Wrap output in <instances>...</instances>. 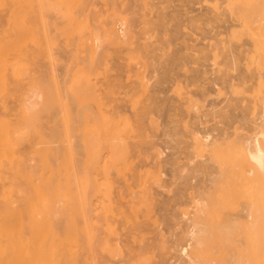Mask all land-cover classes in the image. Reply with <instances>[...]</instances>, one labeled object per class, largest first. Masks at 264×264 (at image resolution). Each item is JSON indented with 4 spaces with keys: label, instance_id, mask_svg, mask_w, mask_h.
<instances>
[{
    "label": "bare ground",
    "instance_id": "bare-ground-1",
    "mask_svg": "<svg viewBox=\"0 0 264 264\" xmlns=\"http://www.w3.org/2000/svg\"><path fill=\"white\" fill-rule=\"evenodd\" d=\"M120 1H122V0H120ZM120 1L118 0V2H120ZM228 1L229 2H228L227 7H229V13L233 14V16L231 14H230V16H232L233 18L235 17L236 21H238L239 23L236 22L234 19H232V20H234V22L239 24L240 27L235 23L239 28H241L240 30L243 29L244 33L246 32V33L250 34L251 42L250 41L247 42L248 44L246 46H249V47L244 46V49H240V47H239V49L238 48L233 49V48H231V46L223 45L225 42H222L220 39L219 40L221 42H219V43H221L222 45L219 44V45H216V47H215L216 42H215V44L214 43L212 44V45H214L215 49L218 48L215 51V53L212 52V54H214L213 55L214 60H217L218 58L220 59L221 55H228L231 53V55L229 56L231 58H229L228 60L225 58L224 59L227 60V62H229V60H230V63H229V67L231 68L230 70H236V72H237L236 75L230 74L231 71L229 73L228 72L229 70L227 71V69H224L225 67L222 68L221 66H219L220 64H222V63H219V62H221V59L218 62L219 65H216L217 62L214 63L212 61L216 65V67L219 66L222 69H220V68L218 69V67H217L218 70L216 72L214 71L215 73L212 71L213 72L212 74L215 76L212 75L213 77H211V79H210L211 82H209V81L208 82L211 85H213V87H214V85L222 84V86H224V84H225L226 85L225 87L226 88L229 87L230 92H232V96H228V95H230L229 91L227 92V90H226V93H224L223 91L221 92L220 89H219L220 91L218 90L217 94H220V95L225 94L226 95L227 102H226V106L224 105L226 107V110H222V109L220 110V108L216 109L217 107H214L216 102L215 101L212 102L213 101L212 100L209 103L210 106H213L212 110L209 111L210 112L209 115H212L211 117H213V118L209 119L207 117L208 116L207 114L199 115L198 113L200 112L199 111V105H200L199 102L200 101L197 100L198 98L195 99L191 95L189 97H187V93H188L186 91L187 89L185 91L183 90L184 92H187L186 93V101L183 102V105L178 107V106H176L177 101L175 102V106H176V109H178V111H179V109H180V111H187V112H189L190 115L193 114L190 112H192V111L195 112L193 114V115H195V117H194L195 121H193L192 124H190L191 122L190 123L184 122L185 124H183V125L185 128L184 127L183 128L185 129V132L184 133L181 132L182 136L179 135L181 137H187V138L190 137L191 138V142H186L188 144L187 145L185 144L186 146H184V148L190 147L197 154L199 152L200 153L203 152L204 154L206 153V155L208 154V160L207 161L205 160L206 163L205 162H203V163L197 162L198 164H201V165H199V166L195 165L196 167L191 168V170H189L188 173H186L183 176L182 175L179 176V178L180 177L183 178L184 182L188 183V182H190V180L192 178L194 179V177H196V175H197L198 181L196 183L193 182L195 184L190 183L191 186L189 188V189H193V192H191L190 197L193 200V203L195 206L194 208H196V210L194 211L195 213L193 212L194 214L192 215V217L187 216L188 219H191V220H189V222L187 220H185L187 218L185 217V214H184L183 217L185 219L183 222L187 221L189 224L187 222L184 223L186 225L183 224L180 231L177 233L175 232L171 239H169V237H167L168 240H165V235L161 237L163 239V241L170 243L166 247V248L170 249L169 252H171V249H177V248L180 249V251H181L178 259L175 260L176 262H171L170 260L172 258L167 257L166 259H167L168 264H176V263H178V264H204V261H202V259L200 258L201 250H198L197 254L191 256L190 251L186 253L185 246H183V245L185 244L187 246H192L193 244H195L198 246V248L200 246H202V244H203L202 242H204L203 241L204 229L206 228V221L204 218L205 217V211H206L205 207H207V203H208L207 200H209L208 198L209 197L212 198V196H214V195H218V198L220 197V199L223 203L226 202L224 206H226V204L228 203L227 200L228 201L230 200L229 196H231L235 199L237 198L238 201H240V199L243 198V199H246L249 203H252V204L247 203L249 205V207L243 208V214H241L240 216L236 215L237 213L234 214L235 212H225V216L223 217L224 218L223 220L220 221L219 220L220 218L217 219L220 221V224H217V225H219L218 226L219 231H220V229H222L220 231L221 236L219 237L220 239L222 237V239L221 240L219 239V240L221 242H223L222 240L226 239L225 240L226 242L224 245L226 246L228 244L230 246V248H229V246H226V247H228V249H230V252L225 246L223 248V244H221L222 246L218 244V246H219V248L221 247L222 249L226 248L225 250H227V252L231 255V256L226 255L228 257V260H226L227 258L225 257L222 264H256L255 263L256 261L254 262L253 260H250V258H248V256L245 254H244L245 255L244 258H242V257H241L242 259L238 258V255L236 254V252L234 251V248H233L234 246H236L237 240H234L232 237V234H230V233H232L234 231V229H237L239 226L244 228V230H243L244 232H246L245 229L247 230L248 228L250 229L249 231H252V226L253 225L255 226V224L257 223V222L255 223V219H254L255 206L257 207L259 205L258 203H260L263 205L262 209L264 210V0H261V1L259 0V3L256 4V7H254L255 4L252 5V4L248 3L249 0H228ZM109 2L112 3L114 6L115 2H117V0H109ZM109 2H107V3H109ZM152 2H154V1H152ZM169 3H171V1H169ZM225 3H227V1ZM48 4L49 3L47 0H0V26H1V28H4V30L2 29V31L0 32V95L3 94V95H1L3 98L0 96V99H2V100H0V182L2 181V184H0V186L2 185L0 187L1 188L0 189V194H1L0 195V264H113L114 260H112V261L109 260V258L111 256H112V259H114L113 257H117L118 259H120L121 262L125 261V264H130V260L135 259V258H138V260L141 261V263H143L144 259L146 260L147 258H151V257H149V255L153 254L149 249L157 248L158 244H152L151 243L150 245H148V244L147 245L146 244L141 245L140 244L141 241L137 240V241H139L138 242L139 246L137 244L138 248H137V246H135V247L133 246L131 249L127 250L126 245L125 246L120 245L121 243H119V245L124 248V249H122V247H120V248L115 247V245L117 243L116 244L111 243L112 242L111 236L115 235L119 228L117 229V225L115 226V222L113 221L116 219V218L114 219V214H113V209L115 207V206H113L115 203L114 202L115 197L113 196L114 195L113 194L114 193V190H113L114 184L112 185L109 180H111L110 178H111V175L113 173L119 174V172H121L123 168H125V167L129 168V167H131L130 166L131 164L135 163L136 159L133 158V160H135V161L132 160V157H134L133 152L134 153H135V151L138 152V156L140 158L141 157H145L144 159L148 158L149 155H147V154L149 153V151L144 148V146H146V144L144 145V142L147 143L146 141H147V139H149L148 138L149 135L146 132V134L148 136H147L146 141H145L144 136L146 137V134L143 132L145 134L143 136V134H141L142 132L141 133L139 132V130L141 128L140 123L144 119V117L149 116L150 124L157 126V127H160L157 124V123H159V120H158L159 118H156V115H159L158 117H162L163 115L155 114L156 112L158 113V111H159V110L156 111V109H155L156 105L155 104H156V102L159 101V99H158V101H156L157 96L159 98L162 93H166L165 88L163 89L164 86L162 84L164 82H167L166 80H168L167 78H169V76H167V77H165V76L169 75L168 73L170 70H168L169 68L167 67L166 64L162 65V68H163L162 70L159 67H158L159 68L158 69L155 66V64H153V61L156 58L154 57L155 59H153V61L151 62L150 61L151 58L149 57V54H148L149 51L147 52V50H146V52H147L146 54H148L149 60L148 61L146 60L145 63H143V64L148 68L149 67L153 68L152 71H149V72H152L151 78L153 77L154 74L159 75V78H157L158 79L157 81L159 84L156 85L158 87V90L155 91V89H154L153 90L154 92L150 94V98H149V99H151V101H149V104H150V102L153 104H150L147 106V105H145V101H143V103H141L138 100V99H141V97L140 98L137 97V99H135L134 97H136V96H134L133 94L132 95L134 97L130 96V99H126V98L124 99V100H126V102H127V100L129 102H131L132 105H129V108H130V106H133L131 109H133L132 111L134 112V115H135L134 118L138 123L136 125V127L133 126V124H132L133 122L130 123V121H132L129 118L130 116L128 117L124 113V111H126V110H124V107L127 106L126 102H125V104H120V105L117 104V106L114 105L115 107L113 106V108H111L113 110L112 111L110 110V112H111V113H109L110 116H106V115L102 116L100 114L101 113L103 114V112L101 110H99V111H101L99 114V111H97V109L94 108L96 110L95 111L93 109L94 112H97L100 115V116H98V115L96 116L97 117L96 121L98 123L103 124V126H104L103 128H101L100 132L95 133L93 131V128H91V126H90V122H94V121H91V119L93 118L92 115L93 114L95 115V113L92 110L93 104L92 105H86V106H91V108L86 107V106L80 108L79 104L81 102L79 100L83 101V99H84V101H86L85 97H86L87 93H89V92L92 93V90H93V92H96L97 89H99V88H97L95 91V87L92 86L90 82L91 81L93 82V78H95V79L98 78L99 75L97 76V74H100V73L97 70V66L99 63H101V61H103L102 65H104V63L106 65H108V61H106V59H107L106 57H108V55L105 56V54L103 53L104 51H103L102 54H104L103 56H105V58H103V59H102V57L98 58L100 60H97L98 62L96 61L98 63L97 64L95 62V59H92L91 56L86 55L85 57L83 56L84 58L82 56H80V54L83 52L80 53L78 48H73L71 51L68 50L69 52L66 49H63L62 53L60 54L61 57L59 58V61L61 60L63 65L61 62H59V63H61V67L59 66V63H57V64H58L59 68L61 69L60 73H61L62 77L63 76L65 77L66 74H68V76H66L67 79H69V78L71 79V80L70 79L64 80L63 79L64 77L63 78L59 77L60 79H58L57 78L58 74L56 76V74L50 73V72H55L54 69H56V68L55 67L52 68V67L56 66L57 64L55 65V63H54L55 60L53 61L54 57L52 58V56H53L51 53L52 50L50 52L51 45H50V47H49V45L48 46H46V45L48 42L50 43L52 41V39L61 38L60 35L67 34L68 32L77 31V30H79V28H80V30H82L86 24L89 26L91 23L90 21H92V20H93V22L91 23L90 27L95 25V27L93 26L94 30L101 32L102 36L105 38L106 42L109 45L115 44L113 46H116V45L122 46V45L126 44V40H128V41H130V46L135 45V44L137 46V43H139V42H135V44H134V41H133L134 35H132L130 33L131 32L130 30L127 31L128 30L127 27H129L130 25L126 26L127 30L124 28L126 31L123 29V31L121 33L117 31L118 30L117 26L115 28V22H114L115 20L113 19V17H115V19H117V20H120L119 18H117L119 13L116 12V7H113L115 10L113 13L112 12L110 13V11H109L110 14L105 15V13L103 12V14L106 17V19H102V20H104L103 22H102V20L100 21V19L103 16V15H101L102 13L100 14L95 9H94L95 11L92 9V13H90V15L88 13V10L86 9L87 13L90 17H91V15L92 16L94 15V16H93V18L91 17L92 19L89 17L87 18L89 22L85 21L86 20L85 18L87 17V13H85L86 11L84 9L82 10V7H81L80 9L82 11L80 10L81 11L80 12L78 9L77 12L75 11L76 12L75 14H77L76 16H78V18H79V16H82V18L84 19V21H83L84 23L80 22L83 20L81 17L80 18L82 20H79L76 16H73V17H76V18H73L74 20L70 21L71 20L70 18H68L69 20H66V25L70 27V29L66 30L65 28H63V26H61V25L65 24L64 23L65 21L64 22L62 20L58 21L57 16L54 15L55 12L53 10H52L53 17H48L51 15V12L49 11V9L52 8ZM71 4H73V1L71 2ZM120 4H122V3H120ZM155 4H156V2H155ZM166 4H168V2ZM130 5L132 6V4H130ZM156 5L154 7H156ZM245 5H247V6H245ZM5 6L8 7V9H7L8 11L6 10L8 13L7 16H5V15L3 16V14H2V9H3V7L5 9ZM87 6H89V5H87ZM87 6L85 5L84 8H86ZM92 6H94V8H95L96 5H92ZM147 6H150V5H147ZM223 6H222V8H223ZM143 7H144V5H143ZM168 7H170V6H168ZM227 7L224 6V9H226ZM134 8H136V6H134ZM138 9H140V8H138ZM157 9H159V8H157ZM188 9H190V8H188ZM227 9H226V11H227L226 14H228ZM100 10L102 11V9H100ZM122 10H121V12H122ZM128 10H130V9H128ZM140 10L142 11V9H140ZM143 10H146V7L143 8ZM162 10H164V9L162 8ZM48 11H49V13H47ZM93 11H94V13H93ZM111 11H113V10H111ZM131 11H133V14H134V11H136V10L132 9ZM141 11H138V12H141ZM151 11H154V10H151ZM161 11H159V12L161 13ZM189 11H191V10H189ZM106 12H108V11H106ZM148 12H149V10H148ZM155 12H157V11H155ZM165 12H164V14H165ZM150 13L151 12H149V14ZM185 13H187V12H185ZM125 14H127V13L124 12V16H125ZM128 14H130V11ZM144 14H145V11H144ZM149 14H148V16H147V14L144 15L145 19L150 17ZM162 14H163V12H162ZM84 15H86V16L84 17ZM138 15H140V14H138ZM218 15H220V14H218ZM100 16H101V18H100ZM134 16H135V14H134ZM166 16H168V15H165V18H167ZM224 16H223L224 19L226 17H229V15L226 16L225 13H224ZM161 17H164V16L161 15ZM49 18H50V21H49ZM54 18H55V20L56 19L57 20L54 21ZM172 18H175V16ZM125 19L128 22L129 19H127V18H125ZM134 19H132V20L134 21ZM137 19H140V18L138 17ZM145 19H144V21H145ZM149 19H151V18H149ZM149 19H148V21H150ZM214 19H216V18L214 17ZM218 20H220V19H218ZM60 21L62 24L59 23ZM138 21H136L135 23H137ZM141 21H143V20H141ZM146 21H147V19H146ZM5 22H6V25H3V23L5 24ZM104 22H106V24H104ZM234 22H232V23H234ZM7 23H8V27H7ZM156 23H157V21H156ZM159 23H160V21H159ZM225 23H227V22H225ZM228 23H230V22H228ZM52 24H53V27H51ZM128 24H131V23H128ZM162 24H163V22H162ZM2 25H3V27H2ZM58 25H60V26H58ZM87 25L85 27H88ZM106 25L108 28L106 27ZM143 25H145V24H143ZM148 25L150 26V24H148ZM229 25H231V23ZM81 26H82V29H81ZM165 26H166V24H165ZM231 26H228V28L230 29ZM49 27H51L52 29L49 30ZM61 27L63 29H61ZM90 27H88V28L90 30H92V27L91 28ZM137 27L135 26V28H137ZM139 27L141 28V26H139ZM162 27L163 26H161V23H160V28H162ZM131 28L133 29V27H131ZM135 28H134V30H135ZM146 28H147V25H146ZM146 28H144V29L147 30ZM156 28H157V26H156ZM234 28H235V26H234ZM234 28H231V31H232V29L234 30ZM53 29H54V32H52ZM158 29H159V27H158ZM229 29H227L228 33H229ZM140 30H142V29H140ZM149 30H151V29H149ZM167 30H165V31H167ZM177 30H179V27ZM177 30H175V32H177ZM236 30H237V28H236ZM151 31H155V30H151ZM160 31H162V30H160ZM165 31H162V32H165ZM127 32H129L130 34ZM55 33H57V34H55ZM232 33L234 35L235 32H231V34ZM239 33H240V31H239ZM239 33L238 34L236 33L233 36L236 38L237 42L241 41V39H242L241 38L242 36L240 37V35H242V34L239 35ZM241 33H242V31H241ZM142 34H143V31H142ZM156 34L157 33L155 32V35ZM231 34L227 35V39H228V36ZM130 35H132L131 38H130ZM136 35H139V34H137V31L135 33V36ZM151 35H154V33L153 34L151 33ZM155 35L152 37H155ZM161 35H163V34L159 33V36H161ZM174 35L176 36V34H174ZM233 37H232V39H233ZM140 38L142 39V36ZM148 38H149V36H148ZM162 38H163V36H162ZM135 39H136V37H135ZM176 39H178V38H176ZM232 39L230 37V41L233 42L234 39L233 40ZM155 40H157V38H155ZM162 40H164V39H162ZM162 40H160V42H159L160 45H161V42H163ZM166 40H168V39H166ZM222 40H223V38H222ZM136 41H138V40H136ZM158 41H159V39L157 40L156 43H158ZM223 41H225V40H223ZM230 41H229V43H230ZM132 42H133V44H132ZM170 42H171V40H170ZM232 42H231V44H232ZM164 43H165V41L162 44H164ZM142 44L143 43H141V46H142ZM166 44H167V41H166ZM157 45L158 44H156V46ZM168 45H169V43H168ZM117 46H116V48H117ZM138 46H137V48H132V49H136L133 51H135L137 53V50H139L140 53L141 52L143 53V51L141 49L143 48V50H144L145 47L140 48L141 46L140 47H138ZM235 46H237V45H235ZM241 47H243V46H241ZM13 48L15 50L14 53L17 51L15 54L13 53V50H12ZM146 48L149 49L148 46ZM162 48H164V47H162ZM187 48L189 49V47H187ZM208 48L209 47H207V49ZM212 48H213V46H212ZM75 49H77L78 52ZM153 49H154V47L152 48V50ZM214 50L212 49V51H214ZM139 51H138V53H139ZM155 52H156V50H155ZM70 53H72V54H70ZM108 53L106 52V54H108ZM156 53L158 54V52H156ZM208 53H211V52H208ZM208 53H206V55ZM152 54L153 53H150V56H152ZM166 54H164V56ZM175 54H177V53H175ZM178 54H179V52H178ZM11 55H13V56L11 57ZM138 55H140V54H138ZM100 56H102V55H100ZM154 56H156V55H154ZM158 56H159V54H158ZM158 56H156V57L158 58ZM168 56H169V53H168ZM133 57H136V56L134 55ZM139 57H141V55ZM142 57H143V54H142ZM208 57L210 59V55ZM208 57L206 60H209ZM144 58H146V57H144ZM152 58H153V56H152ZM159 58H161V56ZM175 58H176V56H174L173 59H175ZM177 58H179V57H177ZM110 59H112V56ZM128 59L130 60L132 58L128 57ZM47 60H48V62H47ZM107 60H109V59H107ZM156 60H155V63H156ZM169 60H171L170 56H169ZM206 60L204 59L205 62H206ZM86 61H88V62L86 63ZM159 61H158V63H159ZM162 61H163V59H162ZM185 61H187V60H185ZM209 61H207V62H209ZM94 62L96 63L97 66H94L95 65ZM146 62H147V64H146ZM193 62H194V60H193ZM196 62H197V60H196ZM72 63H73V65L71 66L70 64H72ZM158 63H157V66H158ZM173 63L174 62H172V64ZM177 63L179 64V61H177ZM184 63L185 62H183V64ZM227 65H228V63H227ZM243 65H244V68H243L244 70L242 69ZM58 66H56V67H58ZM76 66H78V67L81 66L85 69L87 68V70L88 69L92 70L91 69V66H92L94 68L92 73H94V70H97V72H95V74H94L97 77L96 76L94 77L93 75L92 76L88 75L89 77L91 76V78L89 80V77L86 75V74H90L89 71L82 68L83 72L84 71L85 72L82 73V75H81V73L78 72L81 70V68L76 71V69H75V68H77ZM168 66H169V64H168ZM170 66H171V64H170ZM47 67H49V68H47ZM88 67H90V68H88ZM98 67L102 68L101 65ZM106 67H107V69L109 68L108 66H106ZM113 67L114 66H112L111 68H113ZM187 67L188 66H186V68ZM212 67H214V66H212ZM46 68L49 71L45 70ZM59 68L57 70H60ZM101 68H100V70H103L104 73H106L105 72L106 69H104L105 67H103L102 69ZM176 68H177V65H176ZM206 68H208V67H206ZM206 68H205V70H203V68H202L199 71L203 74H204V72L208 73V70H206ZM209 68H211V66H209ZM114 69H115V67H114ZM178 69H179V66H178ZM196 69H197V67H196ZM180 70H181V68H180ZM188 70H186V71L189 72ZM213 70H216V69H213ZM38 71L43 72L41 74L44 77L52 76V81H51V78H49L50 79L49 81H51V84H48V85H52L51 87L54 88V91L52 88H50L53 92H55L53 94L55 96H53L51 94L53 99L50 98L51 96L49 95L50 93H52V91L50 93L45 92V95H44V91H46V90H44V87L48 86L47 84H45V83H47L45 80H41L44 83V84L42 83L43 85L41 84V81L39 82L38 80H36L37 81L36 82L35 79L32 80L33 78H35L36 74L39 75L40 72H38ZM73 71H76L78 73L73 72ZM112 71H113V69H112ZM199 71H197V72H199ZM32 72H34V73L36 72V74H33V76H32ZM146 72H147V70H146ZM190 72H191V70H190ZM194 72H196V71H194ZM55 73H58V71ZM60 73H59V75H60ZM69 73L74 74L75 77L76 76L79 77V75H81V76H83V78L85 76V78L84 79L78 78L79 80H77V77H76V79H73L74 76L73 77L70 76ZM101 73H102V71H101ZM110 73H112V72H109L108 74H110ZM175 73H176V71H175ZM175 73H174L173 78H171V79L177 81V77L175 76ZM63 74H65V75H63ZM188 74H190V73H188ZM171 75H172V73H171ZM176 75H178V74H176ZM191 75H193V73ZM104 76H106V75H104ZM206 76L207 77H205V80H206V78H208V75H206ZM86 77L88 78L87 80H85ZM110 77H111V75L109 76V79H110ZM174 77H176V78H174ZM191 77L185 73V79L180 78L178 83H176L180 87H178L176 85L177 87L175 86L176 88H174L176 90V92H175L176 94L179 91H180V93H178L179 96H180V94L182 96L185 94L184 92H183L184 94L181 93L184 85H180L181 84L180 82H184L185 87H187L186 82H188V80L190 82L191 80H193L195 78V76H191ZM154 78H155V76H154ZM154 78H153V80H154ZM178 78H179V76H178ZM198 78H199V76H198ZM80 79H82V80H80ZM105 79H106V77H105ZM107 79H108V77H107ZM201 79H202V77H201ZM203 79H204V77H203ZM110 80H112V77ZM33 81H35V83H32ZM82 81H84V82H82ZM86 81H90V82H86ZM106 81H109V80H105L104 82H106ZM251 81H253V83H250ZM27 82H28V84L30 82V83L36 84V85L35 86L33 85V87H35V88L32 87L30 92L25 91L27 93L24 92L26 95L24 94L25 96L22 98L21 96L18 95V93L21 91L23 86L27 85ZM52 82L54 84H52ZM111 82H113V80ZM193 82H195V81H193ZM77 83H79L78 84L79 86L77 85ZM84 83H85V85L88 84L87 86L91 85V86H89L90 89H89V87H87L89 89V90L87 89L89 92H86V94L83 90V89H86L85 88L86 86L83 85ZM96 83L97 82L95 81L94 84L97 85ZM146 83H148V82L142 81L140 83V86H142V88L144 89V91H142V92H145V91L149 92V85ZM37 84H39V85L37 86ZM108 84H109V82H108ZM108 84H106V86ZM112 84H114V83H112ZM116 84H117V82H116ZM210 84L208 85V87L212 88V86H210ZM118 85H113V86L114 87L116 86V88H117ZM196 85H198V82ZM201 85H202V83L199 84L200 87H201ZM75 86L77 88H75ZM80 86H82V87H80ZM83 86H85V87L83 88ZM108 86H110L112 88V85H108ZM156 86L154 88H157ZM42 87H43V89H42L43 91L41 90ZM78 87H80L81 89L83 88L82 90H83V93L85 95L82 94L84 96V97L82 96L83 97L82 99H79V97L81 98V96L78 94H81L82 90ZM91 87L94 89H92ZM114 87L112 89L116 90V88L114 89ZM168 87L166 86V90L169 89ZM190 87H191V85H190ZM107 88L108 87H106V91H107ZM142 88L140 87V89H142ZM177 88H179V89L181 88V89L177 92V90H178ZM47 89H48V87H47ZM77 89H78V91H80L79 93H77L78 91L76 92L77 93L76 96H78V98L76 97V99H74L75 94L69 96L70 93L72 94V92L77 90ZM151 89H153L152 86H151ZM213 89H215V88H213ZM100 90H102V89L100 88ZM100 90H98V92ZM109 90L110 89H108V91ZM171 90H172V88H171ZM41 91L43 92V94L41 93ZM106 91L105 90H104V92L102 91L103 94L106 93V94H104L106 96V98L108 97V99H111L110 96L116 94L118 90L116 92L114 91L115 93L112 90L109 91L110 96H107L109 94H107L108 91L107 92ZM203 91H204V93L201 96V100L204 98V101L207 100V98L211 97V95H213L214 93L217 92L215 90L216 92L211 94L213 90L208 89V88H206ZM150 92H152V91L150 90ZM46 93L47 94L49 93V94L46 95ZM73 93H75V92H73ZM125 93H127V94H125V96L126 95L129 96V92H125ZM196 93L197 92L195 91V94ZM67 94H68V98H69L70 102L67 100ZM89 94H87V97H89L93 94L95 101H96V99H97L95 97L96 94H94V93H92L90 95ZM145 94L141 93V95H144L146 97ZM234 94H236L238 97L233 96ZM247 94H250V95L253 94L254 95L253 99L246 97ZM17 95H18V97H17ZM43 95L46 97H43ZM99 95H101V94L98 93V96H97L98 98H99ZM188 95H189V93H188ZM47 96H48V98H47ZM54 97H55V100H54ZM70 97H72V98H70ZM114 97L112 96V98H114ZM217 97H218V95H217ZM15 98H18V99H16L17 104H15L16 102H14V104L12 103V101H14ZM94 98L92 99L93 101L91 100L93 103H95L94 106L97 107L96 106L97 104H98V106H101V102H99V100H101V98L97 99L98 100L97 102H99V103L95 102ZM103 98H105V97H103ZM163 98H165V97H163ZM77 99H79V100H77ZM108 99H106V101L103 99V101L105 103H110L111 101H109ZM115 99H112V100H115ZM169 99H171V98H169ZM142 100H145V99L143 98ZM147 100H148V98H147ZM78 101L80 103H78ZM84 101H83V103H84ZM87 101H90V100H87ZM166 101H167V99H166ZM112 102L110 103V105H112ZM161 102H160V104H161ZM168 102H169V100H168ZM83 103H81V106ZM105 103L102 102V105L104 104L107 106V104H105ZM200 103H202V102H200ZM11 104H13L14 106ZM158 104H157V107H159ZM162 104H165V103L163 102ZM110 105H109V107H111ZM170 105H171V103H170ZM172 105H174V104L172 103ZM170 107H173V106H170ZM223 107H221V108H223ZM169 109H167V110H169ZM208 109H209V107H208ZM86 110L90 111V113L88 115H84V112ZM104 110H108V106H107V109H104ZM154 110H155V113L153 112ZM91 111L93 112L92 114H91ZM174 111H176V110H174ZM108 112H106L107 115H108ZM159 112L161 113V111H159ZM166 112H168V111H166ZM179 112H176V113L179 114ZM174 113L175 112H173V115H174L173 117L175 118ZM151 114H152V116H150ZM165 114H167V113H165ZM168 115H169V113H168ZM180 115H181V113H180ZM185 115H183V116H185ZM49 117H51V118H49ZM166 117H167V115H166ZM170 117H172V115ZM219 118L221 120H218ZM182 119H185V118L183 117ZM92 120H94V119H92ZM174 120L175 119H173V121ZM191 120H192V118H191ZM143 121H145V119ZM166 121H168V120H166ZM142 123H144V122H142ZM210 123H213V124H211L209 126ZM165 124H167V123H165ZM203 124H204V128L202 127ZM222 124H223V126H220ZM170 126H171V124H170ZM46 127L51 128L52 132H49L50 134H48V135H49V137L51 136V138L52 137L54 138V140H52V142H50L51 138H49V137L47 138L48 135L46 134V131L48 132L49 130H46ZM178 128H179V126H178ZM180 128H182V127H180ZM152 129H154V128H152ZM117 132L121 133V136H119L118 138L113 136ZM153 133L155 136L154 131H153ZM33 136H37V138H41V140H47L48 139L47 141H49V143H52V144L55 143V141H58L57 145H55V146L52 144H51L52 146L51 145L49 146V143L46 142V144H48V146H46L44 149H47V151L46 150H45V152L42 151L41 155L43 157L41 155H39V157L41 159L40 163H42V166H39L37 164H31V161L29 162V159H28V157H30L31 154H28V152L26 154H24L23 152L22 153L20 152L22 150L21 144L23 142L25 144L26 142H28L26 140H30ZM162 136H163V134H162ZM160 137H161V135H160ZM152 138H150V139H152ZM157 138H158V134H157ZM169 138H170V135H169ZM177 138H179V137H177ZM187 138H185V140H187ZM102 140L105 141L104 148L107 149V154L105 157L99 159V157L98 156L96 157V155L92 152L93 151L92 148L97 145L95 143L101 142ZM153 141H154V139H153ZM156 142H159V140ZM156 142H152L151 147L155 148L157 145L159 146V144H161V142L159 144H157ZM164 142L162 143V145H164ZM181 142L183 143V139ZM169 143H170V141H169ZM24 144H23V146H24ZM30 145H32V144H30ZM170 145H171V143H170ZM18 146H19V148H18ZM20 146H21V148H20ZM147 146L150 147L149 145H147ZM180 146H178V147H180ZM28 147H32V146L28 145ZM144 149L146 151H144ZM149 149H151V148H149ZM173 149L172 150L170 149V151H173ZM180 149H182V147ZM48 150L50 151V153L48 152ZM19 152H20V154H19ZM38 152H40V150L37 151V154H39ZM47 152L49 155L46 154ZM152 152H153V154L157 152L156 155L154 154L155 156L162 155L161 150L160 149L158 150V148L156 149V151L154 150ZM178 152L180 154H183L185 151L182 152V151L178 150ZM178 152L176 151L177 154H179ZM43 153H45V155H43ZM51 154H52V156H50ZM185 154L189 155L190 152H188V153L185 152ZM26 155H27V157H26ZM47 155H48V157L50 156V158L52 157V159H51L52 162H51V160L49 162L50 158H48V157L45 158ZM154 155H151V156L155 157ZM171 155H173V154H171ZM23 156L26 158H24ZM168 156L169 155L167 154V157ZM41 157L43 159H47V160H43V162H42ZM155 159H156V157H155ZM153 160L154 159H152V161ZM192 160L194 161V159H192ZM37 161L39 162V160H37ZM132 161H133V163H132ZM146 161L148 162L149 160H146ZM157 161H159V160H157ZM166 161L169 162L171 160L169 159ZM38 162H36V163H38ZM140 162H142V161H140ZM163 162L164 161H161V164ZM40 163H38V164H40ZM165 163L166 162H164L163 164H165ZM169 163H167V164H169ZM152 164H155V163L153 162ZM140 165H142V164H140ZM140 165H136V166H140ZM158 165H159V163H158ZM162 165H161V167H162ZM175 165H176V163H175ZM166 166H164L163 168H165ZM161 167H159V168H161ZM168 167H170V166H168ZM138 168L140 169V167H138ZM159 168H158V170H159ZM165 169H164V171H165ZM96 170H101L100 174L103 175V177L101 176V178H104L106 180L105 183H103L104 184L103 187L99 183V178L95 177L96 176L95 175ZM154 170H155V168H154ZM142 171H143V169H142ZM142 171L141 172L139 171L136 174L134 173V180L136 179L135 182L138 183V186H140V188H142V190L140 193L135 192V191L132 192L134 195H136V197H139L140 200H143L142 194H145V190H146L145 188L147 187L146 184L147 183L153 184L154 181L156 180L155 179L156 173L154 174V172L150 173V172H144V171L142 172ZM174 171H175V169H174ZM157 172H159V171H157ZM47 173H48V175H47ZM168 174L171 175L170 173H168ZM49 175H50V177H49ZM199 175H202V176L199 177ZM46 176H48V177H46ZM149 176L150 177L155 176V177H154V179L151 178V180H150ZM197 177H196V179H197ZM169 179H170V177H169ZM181 180H180V182H181ZM156 181H158V180H156ZM101 183H102V181H101ZM132 184H134V182ZM188 185H189V183L187 185H185V187ZM138 186H136V188ZM144 186H145V188H144ZM149 186H150V184H149ZM130 188H131V186H130ZM175 190H177V189H175ZM185 190H186V188H185ZM99 191L103 192V196L105 197V201H106L105 203H103V205H104L103 209H105L104 216L103 215L95 216L97 214H94V212H96L95 209H97V208H95L97 205H96V201L94 200V196H96V193H98ZM188 193H189V191H188ZM176 194H177V192H176ZM176 194H174V196ZM122 195H123V193L120 194V196H122ZM185 195H186V197H188L187 194H185ZM178 196H180V194ZM225 198H229V199H225ZM238 198H240V199H238ZM230 201H229V203H230ZM236 201H235V203H236ZM190 202L192 203V201H190ZM218 202H220V201H218ZM144 203L145 202H143V204ZM232 203H234V202H231V204ZM242 203H244V202H242ZM239 204H241V203H239ZM224 206L221 205V207L223 209H224ZM235 207H237V206H235ZM227 208H230V207H227ZM227 208L225 210H227ZM149 210L150 209L147 208L145 211H149ZM207 210H210V209H208V207H207ZM223 211L224 210H222V212ZM214 213H215V211H214ZM263 214H264V212H263ZM126 215L123 216L124 221H123V218L120 221L124 222L123 224H125V225H128V224H131V225H128L127 227L125 225L121 226L122 223L120 221L116 220L118 223L121 224V225L119 224V226H121L123 228L125 227L127 229L129 228L128 230L131 233H133L134 230L138 231V229H140L141 223H143V222L140 221L141 223H138L139 220H137V216H135L134 217L135 220L131 219L133 221V223H131L130 222L131 217H128V214H126ZM97 217H100L101 219H99ZM257 217H259V216H257ZM150 219H152V216L150 217ZM256 221H258V219ZM153 222H156V221H153ZM256 225H258V224H256ZM130 226H131L132 230L130 229ZM253 228L256 229V227H253ZM254 232H255V230H254ZM250 233L251 232H249L248 235H250ZM101 234L103 236V239L100 238V237H102ZM169 234L171 235L170 230H169ZM172 234H173V232H172ZM104 235H106V236H104ZM250 237H252V236H250ZM250 237L248 236L249 239H250ZM244 241H245V239H244ZM121 242H123V240H121ZM228 242H232L234 244V246L232 245L233 250H232L231 245H230L232 243L229 244ZM162 245L164 246V244H162ZM162 245H159V246L162 248ZM181 245H182V248H180ZM160 247H159V249H160ZM205 250H207V248ZM259 250L262 251V255H264L263 254L264 248L259 246ZM195 251H197V250H195ZM223 251L224 250L221 251V253H222L221 256H224L223 253H225V252H223ZM232 251H234V252H232ZM132 252H134V255H131ZM231 252L234 254H232ZM237 252H239V251H237ZM144 255H146L148 257L145 256V258H143ZM232 255L234 256V258L232 257ZM235 255H237V256H235ZM240 255H241V253H240ZM102 256L104 257V259ZM151 256L154 257V255H151ZM107 257H109V258L107 259ZM204 258H206V257H204ZM262 258H264V257H262ZM220 260L222 261V258ZM146 261H148V259ZM262 261H263L262 264H264V260H262ZM114 262H116V261H114ZM141 263H139V264H141ZM219 263L220 262H218V264ZM131 264H137V263L135 261H133V262H131ZM148 264H149V261H148Z\"/></svg>",
    "mask_w": 264,
    "mask_h": 264
},
{
    "label": "rangeland",
    "instance_id": "rangeland-1",
    "mask_svg": "<svg viewBox=\"0 0 264 264\" xmlns=\"http://www.w3.org/2000/svg\"><path fill=\"white\" fill-rule=\"evenodd\" d=\"M48 1V5L50 6V7H52L51 9H49V11L51 12V15L50 16H48V17H53V15H52V10L56 13H54V15H56L57 16V19H58V21L59 20H62L65 24L64 25H61V26H63V28H65L66 30H68V29H70V27L69 26H67L66 25V20H69L68 18H70L71 20L70 21H72V20H74L73 18H78V16H76L77 14H75L77 11H78V9H79V11L81 10L80 8L82 7V10L84 9L86 12L85 13H87V10H88V13H89V15H90V13H92V9L94 10H97L101 15H103L102 16V18H101V16H100V21L102 20V19H106V17H105V15L106 14H110L111 12L113 13L115 10H114V8L113 7H116V12L117 13H119L118 14V16H117V18H119L120 20H117V19H115V17H113V19L115 20L114 22H115V28H116V26H117V31L118 32H122L123 31V29L125 28L126 29V26H128V25H130L129 27H127V31H131L130 33L132 34V35H134V44H135V42H139V43H137V46L138 47H140L141 46V43H143L142 44V46L140 47V48H142V47H145L144 48V50H143V48L141 49L142 51H143V53L141 52L140 53V51L139 50H137V53H138V51H139V53L138 54H140L141 55V57H139L140 55H138L135 51H133V50H136V49H132V48H137V46H136V44L135 45H132V46H130V41H128V40H126V44H124V45H122V46H117V48H116V46H113V45H115V44H112V45H109L107 42H106V40H105V38L102 36V33L101 32H99V31H95L94 30V27H95V25H93V26H91L92 27V30H90L88 27H90V25H91V23L93 22V20L92 21H90L91 23H90V25L88 26L87 24V26L88 27H83V29H82V26H81V29L82 30H80V28H79V30H77V31H74V32H68L67 34H64V35H60L61 36V38H58V39H52V41L48 44L47 43V45L46 46H48L49 45V47H50V45H51V48H50V52H51V50H52V58L54 57V59H53V61L55 60V65L57 64V63H59V62H61L62 63V61L60 60L59 61V58L61 57L60 56V54L62 53V51H63V49H66L67 51L68 50H72L73 48H78L79 49V52L81 53V52H83V53H79L80 54V56H91L92 57V59H95V62L97 61V60H100V59H98V58H101L102 57V59L103 58H105V56L106 55H108V57H106L107 59H109V60H107L106 59V61H108V65H106L105 63H104V65H102V63H103V61H101V63H97L98 64V66H102V68L103 67H105L104 69H106V73H104V71L103 70H100V68L101 67H98L97 65H96V63H95V65L94 66H97V70L99 71V73L100 74H97V76H98V78L97 79H95V78H93V82L91 81H86V82H90L91 83V85L92 86H94L95 87V91H96V89L97 88H99V89H97V91L96 92H93V90H92V93H94V94H96L95 95V97L97 98V99H100L101 98V100H99V102H101V106H98V104L96 105L97 107H95L94 106V104L95 103H93L92 101V99L94 98V95L92 94V93H90L88 90L90 89V87L89 86H91V85H89V86H87V85H85V83L83 84V85H85V86H83V88L85 87L86 89H83L84 90V92H85V94H86V92H89L90 94H92L91 96H89L90 94L89 93H87V94H89L88 96L89 97H87V94H86V97H85V99H86V101L87 100H90V101H84V99H83V101H84V103H83V101H81V100H79V99H82L84 96L82 95V94H84L83 93V90L80 88V87H82V86H80V87H78V88H80L82 91V93L81 94H78V95H80L81 96V98L79 97V99H77V100H79L81 103H83L82 104V106H81V103L78 101V103H80L79 104V106H80V108H82V107H84V106H86V105H92L93 104V106H92V110L95 108V109H97V111H99V110H101L102 112H103V114L101 113L100 114V112L101 111H99V114L100 115H102V116H110V114L109 113H111L110 112V110L112 111L113 109H111V108H113V106L114 105H116L117 106V104L118 105H120V104H125V102H126V100H124L125 98L126 99H130V96H136V97H134L135 99H137V97L138 98H140L141 97V99H138L141 103H143V101H145V105H150V104H153V103H151L150 102V104H149V101H151V99H149L150 98V94L151 93H153L154 91V89H155V91H157L158 90V87L156 86V85H158L159 83H158V79L157 78H159V75L158 74H154L153 75V77L151 78V76H152V72H149V71H152V67H146L143 63H145V61L147 60H149V57L151 58V62L153 61V59H155L156 60V63H155V60L153 61V64H155V66L158 68H160L161 70L163 69L162 68V65L163 64H166L167 65V67L169 68L168 70H170L169 71V75H166L165 77H167V76H169V78H167L168 80H166L167 82H164L162 85L164 86H162L163 87V89L165 88V91H166V93L168 94H166V93H162L161 94V96L158 98V96H157V100L156 101H158V99H159V101L158 102H156V107H157V104H158V106L159 107H155V109H156V111H161V113L158 111V113L156 112L155 113V110L153 111L155 114H161V115H163L162 117H158L159 115H156V118H159L158 120H159V123H157L160 127H157V126H154V125H152V124H150V118H149V116L148 117H144V119H145V121H141V128H140V130H139V132L141 133V134H143V136L146 134V132L148 133V135L146 134V137L144 136V139H145V141H146V138H147V136H148V138L149 139H147V143H145L144 142V145L146 144V146H144V148L146 149V150H148L149 151V153L147 154V155H149L148 156V158L151 156V155H156L157 154V152L156 153H154L153 154V152L152 151H156V149L158 148V150L160 149L161 150V152H162V155H160V156H155L156 157V159H155V157H153V156H151L149 159L147 158V159H144L145 157H139L138 156V152H136L135 151V153L133 152V156L134 157H132V160H133V158H135L136 159V161L135 160H133V161H135V163L134 164H131L130 166L131 167H125V168H123L122 169V171L121 172H119V174H117V173H113L112 175H111V180H109L110 182H111V184L114 186L113 187V190H114V205L113 206H115L114 207V209H113V214H114V219L115 220H113L114 222H115V226L117 225V232H116V234L115 235H112L111 237H112V242L111 243H113V244H116L115 245V247H118V248H120V247H122V246H120V245H126V249L128 250V249H131L133 246L135 247V246H137V244H138V242L139 241H141L140 242V244L141 245H143V244H148V245H150L151 243L152 244H158L157 246V248H151V249H149L153 254H151V255H154V257L153 256H151V255H149V257H151V258H147L148 259V261H149V264H168L167 263V257H169V258H172L170 261L171 262H176L175 260L176 259H178V257L180 256V253H181V251H180V249H171V252H169L170 251V249H168V248H166L170 243H168V242H165V241H163V239L161 238L162 236H164L165 235V240H168L167 239V237H169V239H171L172 238V236L174 235V233L176 232H179L180 231V229H181V227L183 226V224L184 223H186L187 221L189 222V220H191V219H188V217L187 216H189V217H192V215L195 213L194 211L196 210V208H194L195 206H194V203H193V200L191 199V197H190V194H191V192H193V189H189L190 188V183H192V184H195L197 181H198V177H197V175H196V177H197V179H196V177H194V179L192 178L191 180H190V182H188L189 183V185L188 186H186L185 187V185H187L188 183L187 182H184L183 181V178H179V176H183V175H185L186 173H188V171L189 170H191V168H193V167H196V166H199V165H201V164H198V163H200V162H205V160L207 161L208 160V154L206 155V153L204 154L203 152H199L198 154L197 153H195L194 152V150L192 149V148H184V146H186L188 143H186V142H191V138L190 137H181L182 136V134H181V132L182 133H184L185 132V127H184V125L183 124H185L184 122H188V123H190V124H192L193 123V121H195V119H194V117H195V115H193L195 112L194 111H192V112H190V113H193L192 115H190L189 114V112H187V111H180V109H179V111H178V109H176V106H182L183 105V102H185L186 101V93L188 92L189 93V95H188V93H187V97H189L190 95L191 96H193L195 99H197L198 101H200V102H202V103H200L199 102V115H203V114H207L208 116V118L209 119H211V118H213V117H211L212 115H209L210 114V110H212V107L213 106H210V101H212V102H216V106L214 105V107H217L216 109H218V108H220V110L222 109V110H226V102H227V100H226V95L225 94H222V95H220V94H217L218 93V90L220 89L221 90V92L223 91L224 93H226V90H227V92L229 91V94L230 95H228V96H232V92H230V89H229V87H225L226 85L224 84V86H222V84H219V85H214V87H213V85H211L209 82H211V77H213V76H215V75H213L212 73L215 71H217L219 68L220 69H222V68H224V69H227V71L230 73V71H231V73L230 74H234V75H236L237 74V72H236V70H230L231 68L229 67V63H230V60H229V62H227V60L229 59V58H231V57H229L230 55H231V53L230 54H228V55H221V57H220V59H221V62H219L220 61V59L218 58L217 60H214V57H213V55L214 54H212V52H214L215 53V51L218 49V48H214V45H212L213 43L215 44V42H216V44H215V47H216V45H222L221 43H219V42H225L223 45H227V46H231V48H233V49H236V48H238L239 49V47H240V49H244V46L245 47H249V46H246L248 43L247 42H251V36H250V34H248V33H244L243 31V29L242 30H240L241 28H239L240 26H239V22L238 21H236V19H235V17L233 18L232 16H233V14L232 13H229V7H227L228 6V0H226L227 1V3H225L226 1L225 0H152V1H154V2H152L151 0H122V1H120V2H118V0H117V2H115V5L113 6V4L112 3H110L109 2V0L107 1V0H47ZM73 1V4H71V2ZM105 1V2H104ZM169 1H171V3H169ZM261 1V0H260ZM93 2V3H92ZM95 2V3H94ZM107 2H109V3H107ZM130 2V3H129ZM132 2V3H131ZM141 2V3H140ZM147 4H146V3ZM150 4H149V3ZM155 2H156V4H155ZM168 2V4H166ZM100 3V4H99ZM120 3H122V4H120ZM134 3V4H133ZM152 3V4H151ZM248 3H250V4H252V5H254V7H256V4L257 3H259V0H249L248 1ZM261 3V2H260ZM120 4V5H119ZM130 4H132V6L130 5ZM137 4V5H136ZM144 5V7H143V5ZM154 4V5H153ZM249 4V5H250ZM87 6V5H89V6H87L86 8H84V6ZM92 5H96L95 6V8H94V6H92ZM106 5V6H105ZM118 5V6H117ZM146 5V6H145ZM147 5H150V6H147ZM152 5V6H151ZM156 5V7H154ZM159 5V6H158ZM170 6V7H168V6ZM172 5V6H171ZM186 5V6H185ZM225 7H227L226 9L228 10V14H226V9H224V6ZM134 6H136V8H134ZM140 6V7H139ZM142 6V7H141ZM220 6V7H219ZM222 6H223V8H222ZM245 6H247V5H245ZM7 6H5V9H4V7H3V9H2V14H3V16L5 15V16H7L8 15V13H7V9H8V7L6 8ZM112 7V8H111ZM127 7V8H126ZM131 7V8H130ZM146 7V10H143V8H145ZM154 7V8H153ZM161 7V8H160ZM212 7V8H211ZM99 8V9H98ZM104 8V9H103ZM126 8V9H125ZM138 8H140V9H142V11L140 10V9H138ZM157 8H159V9H157ZM162 8L164 9V10H162ZM188 8H190V9H188ZM87 9V10H86ZM100 9H102V11L100 10ZM113 10V11H111V10ZM120 9V10H119ZM124 11H123V10ZM128 9H130V10H128ZM136 10V11H134V14H135V16L138 18H140L141 20H143L144 21V19H145V17H144V15H146L147 14V16H148V14H149V12H151L150 14H149V16L150 17H148V18H146L147 19V21H146V19H145V21L143 22V21H141L140 19H137L135 16H134V14H133V11H131V10ZM154 10V11H151V10ZM212 9V10H211ZM223 9V10H222ZM7 10V11H6ZM81 10V11H82ZM94 10V11H95ZM108 11V12H106V11ZM118 10V11H117ZM121 10H122V12H121ZM148 10H149V12H148ZM162 10V11H161ZM189 10H191V11H189ZM49 11L47 12V13H49ZM76 11V12H75ZM80 11V12H81ZM94 11H93V13H94ZM109 11H110V13H109ZM129 11H130V14H128L129 13ZM138 11H141V12H138ZM144 11H145V14H144ZM155 11H157V12H155ZM159 11H161V13L159 12ZM166 11V12H165ZM170 11V12H169ZM175 11V12H174ZM213 11V12H212ZM103 12L105 13V15L103 14ZM124 12L125 13H127V14H125V16H124ZM132 12V13H131ZM136 12V13H135ZM162 12H163V14H162ZM164 12H165V14H164ZM185 12H187V13H185ZM211 12V13H210ZM218 12V13H217ZM223 14H222V13ZM88 13H87V17L85 18L86 20L85 21H88V17L89 18H93V16L91 15V17L88 15ZM98 13V14H99ZM224 13H225V15L226 16H228L229 15V17H226L225 19H224ZM123 14V15H122ZM132 14V15H131ZM138 14H140V15H138ZM218 14H220V15H218ZM230 14L232 15V16H230ZM138 15V16H137ZM161 15L162 16H164V17H161ZM165 15H168V16H166L167 18H165ZM181 15V16H180ZM73 16H76V17H73ZM86 15H84V17H85ZM121 16V17H120ZM133 16V17H132ZM143 16V17H142ZM146 16V17H147ZM160 18H159V17ZM175 16V18H172V17H174ZM216 18V19H214V17ZM224 16V17H223ZM82 18V16H79V20H82L81 18ZM104 17V18H103ZM142 17V18H141ZM156 17V18H155ZM193 17V18H192ZM60 18V19H59ZM91 18V19H92ZM122 18V19H121ZM125 18H127V19H129L128 20V22H127V20L125 19ZM136 20H135V19ZM149 18H151V19H149ZM155 18V19H154ZM192 18V19H191ZM195 18V19H194ZM220 19V20H218V19ZM52 19V18H51ZM56 19V20H57ZM132 19H134V21L132 20ZM148 19L150 20V21H148ZM154 19V20H153ZM159 19V20H158ZM232 19H234L236 22H238V23H236V22H234V20H232ZM55 20V18H54V21H56ZM126 20V21H125ZM139 20V21H138ZM162 20V21H161ZM231 20V21H230ZM49 21H50V18H49ZM57 21V22H58ZM84 21V19L82 20V21H80V22H82V23H84L83 22ZM104 20H102V22H103ZM122 23L123 21V25L120 23V22ZM136 21H138L137 23H135ZM156 21H157V23H156ZM159 21H160V23H161V26H163L162 28H160V23H159ZM89 22V21H88ZM87 22V23H88ZM101 22V23H102ZM133 22V23H132ZM143 22V23H142ZM148 22V23H147ZM162 22H163V24H162ZM225 22H230L231 23V25H229L230 23H225ZM232 22H234V23H232ZM53 23V22H52ZM56 23V22H55ZM60 24H62L61 23V21L59 22ZM128 23H131V24H128ZM147 23V24H146ZM159 23V24H158ZM239 26H237L236 24ZM80 24V23H79ZM89 24V23H88ZM104 24H106V22H104ZM127 24V25H126ZM143 24H145V25H143ZM148 24H150V26L148 25ZM157 24V25H156ZM165 24H166V26H165ZM235 24V25H234ZM3 25H6V22H5V24L3 23ZM3 25H2V27H3ZM83 25V24H82ZM125 25V26H124ZM132 25V26H131ZM138 28H135V26ZM143 25V26H142ZM146 25H147V28H146ZM154 25V26H153ZM159 25V26H158ZM231 26L230 27V29L228 28V26ZM58 26H60V25H58ZM105 26V25H104ZM139 26H141V28L139 27ZM152 26V27H151ZM156 26H157V28H156ZM168 26V27H167ZM179 27V30H177L178 29V27ZM227 26V27H226ZM234 26H235V28H234ZM7 27H8V23H7ZM51 27H53V24H52V26ZM51 27H49V30L50 29H52ZM90 27V28H91ZM106 27H107V25H106ZM131 27H133V29L131 28ZM158 27H159V29H158ZM167 27V28H166ZM174 27V28H173ZM226 27V28H225ZM0 28H1V26H0ZM62 27H61V29H63ZM108 28V27H107ZM134 28H135V30H134ZM144 28H146L147 30H145ZM231 28H234V30L232 29V31H231ZM236 28H237V30H236ZM239 28V29H238ZM2 29L4 30V28H1L0 29V32L2 31ZM124 29V30H125ZM132 29V30H131ZM137 29V30H136ZM140 29H142V30H140ZM149 29H151V30H155V31H151V30H149ZM168 29V30H167ZM227 29H229V33H228V30ZM125 30V31H126ZM134 30V31H133ZM159 30V31H158ZM160 30H162V31H165V30H167V31H165V32H162V31H160ZM175 30H177V32H175ZM227 32H226V31ZM240 31V33H239V31ZM136 31H137V34H139V35H136L135 36V33H136ZM142 31H143V34H142ZM235 32L234 33V35L237 33H239V35L240 34H242V35H240V37L242 38L241 39V41H238L237 42V40H236V38L235 37H233L234 35H233V33L231 34V32ZM241 31H242V33H241ZM52 32H54V29L52 30ZM148 32V33H147ZM155 32L158 34H156L155 35ZM160 34H163V35H161V36H159V33ZM162 32V33H161ZM167 32V33H166ZM127 33H129V32H127ZM129 33V34H130ZM146 33V34H145ZM150 33V34H149ZM151 33L153 34L154 33V35H155V37H152V36H154V35H151ZM165 33V34H164ZM55 34H57V33H55ZM145 34V35H144ZM168 34V35H167ZM172 34V35H171ZM174 34H176V36L174 35ZM228 34H231V35H229L228 36V39H227V35ZM132 35H130V38H131V36ZM171 35V36H170ZM174 35V36H173ZM54 36V35H53ZM56 36V35H55ZM59 36V37H60ZM138 36V37H137ZM142 36V39L140 38ZM147 36V37H146ZM148 36H149V38H148ZM162 36H163V38H162ZM135 37H136V39H135ZM144 37V38H143ZM151 37V38H150ZM230 37H231V39H232V37H233V39L236 41H234L233 39V42L232 41H230ZM139 38V39H138ZM153 38V39H152ZM155 38H157V40L159 39V41H158V43H156L157 42V40H155ZM176 38H178V39H176ZM222 38H223V40H225V41H223L222 40ZM225 38V39H224ZM162 39H164V40H162ZM166 39H168V40H166ZM221 41H220V40ZM244 39V40H243ZM136 40H138V41H136ZM140 40V41H139ZM152 40V41H151ZM160 40H162L163 42L165 41V43L164 44H162L163 42H161V45H160ZM170 40H171V42H170ZM246 40V41H245ZM166 41H167V44H166ZM173 41V42H172ZM227 41V42H226ZM229 41H230V43H229ZM245 41V42H244ZM151 44H150V43ZM231 42H232V44H231ZM240 42V43H239ZM243 44H242V43ZM148 45H147V44ZM155 43V44H154ZM168 43H169V45H168ZM175 43V44H174ZM230 45H229V44ZM235 43V44H234ZM60 44V45H59ZM109 46H108V45ZM132 44H133V42H132ZM151 46H150V45ZM156 44H158L157 46H156ZM144 45V46H143ZM164 45V46H163ZM208 45V46H207ZM210 45V46H209ZM213 46V48H212V46ZM235 45H237V46H235ZM134 46V47H133ZM148 46V48L150 49H147L146 47ZM176 48H174V47ZM233 46V47H232ZM235 46V47H234ZM241 46H243V47H241ZM154 47V49L152 50V48ZM161 47V48H160ZM162 47H164V48H162ZM187 47H189V49L187 48ZM207 47H209L208 49H207ZM211 47V48H210ZM139 48V49H140ZM160 48V49H159ZM175 49V50H174ZM212 49L214 50V51H212ZM13 50V53H14V48L12 49ZM18 50V49H17ZM76 51H77V49H75ZM146 50H147V52H148V54H149V57H148V54H146L147 52H146ZM155 50H156V52H158V54H159V56H158V54L155 52ZM159 50V51H158ZM166 50V51H165ZM182 50V51H181ZM211 50V51H210ZM104 51V52H103ZM153 51V52H152ZM165 51V52H164ZM176 51V52H175ZM17 52V51H16ZM15 52V53H16ZM69 52V51H68ZM74 52V51H73ZM72 52V53H73ZM78 52V51H77ZM76 52V53H77ZM102 52L105 54V56H103L104 54H102ZM106 52L108 53V54H106ZM118 52V53H117ZM163 52V53H162ZM172 52V53H171ZM178 52H179V54H178ZM208 52H211V53H208ZM14 53V54H15ZM72 53H70V54H72ZM112 53V54H111ZM136 53V54H135ZM145 53V54H144ZM150 53H153L152 54V56H153V58H152V56H150ZM155 53V54H154ZM167 53V54H166ZM168 53H169V56H170V59L171 60H169V56H168ZM173 55H171V54ZM175 53H177V54H175ZM184 53V54H183ZM206 53H208L207 55H206ZM13 54V55H14ZM83 54V55H82ZM110 54V55H109ZM142 54H143V57H142ZM161 54V55H160ZM164 54H166L165 56H164ZM186 54V55H185ZM189 54V55H188ZM225 54V53H224ZM13 55H11V57L13 56ZM100 55H102V56H100ZM114 55V56H113ZM136 56V57H133V56ZM154 55H156V56H158V58L156 57V56H154ZM182 55V56H181ZM184 55V56H183ZM210 55V59H209V56ZM111 56H112V59H110L111 58ZM161 56V58H159ZM164 56V57H163ZM167 56V57H166ZM174 56H176V58L177 57H179V58H175V59H173L174 58ZM189 56V57H188ZM194 56V57H193ZM206 56V57H205ZM58 57V58H57ZM83 57V58H84ZM94 57V58H93ZM128 57H130V58H132V59H128ZM144 57H146V58H144ZM155 57V58H154ZM163 57V58H162ZM188 59H187V58ZM207 57H208V59L210 60H206L207 59ZM212 57V58H211ZM58 60H57V59ZM87 58V57H86ZM165 58V59H164ZM184 58V59H183ZM227 59V60H225V59ZM162 59H163V61H162ZM179 59V60H178ZM191 59V60H190ZM204 59L206 60V62L204 61ZM161 62H160V61ZM182 60V61H181ZM185 60H187V61H185ZM193 60H194V62H193ZM196 60H197V62H196ZM113 61V62H112ZM158 61H159V63H158ZM174 62L173 64H172V62ZM177 61H179V64L177 63ZM207 61H209V62H207ZM215 63V62H217L216 63V65H219V63H222V64H220L219 66H221V67H219V66H217L218 67V69H217V67H216V65L213 63V62ZM47 62H48V60H47ZM88 61H86V63H87ZM166 62V63H165ZM176 62V63H175ZM182 62V63H181ZM183 62H185L184 64H183ZM191 62V63H190ZM201 62V63H200ZM219 62V63H218ZM225 62V63H224ZM61 63H59V66L61 67ZM157 63H158V66H157ZM161 63V64H160ZM169 64V66H170V64H171V66L169 67L168 66V64ZM181 63V64H180ZM198 63V64H197ZM203 63V64H202ZM205 63V64H204ZM227 63H228V65H227ZM245 63V62H244ZM146 64H147V62H146ZM160 64V65H159ZM175 64V65H174ZM200 64V65H199ZM208 64V65H207ZM212 64V65H211ZM62 65H63V63H62ZM71 66L73 65V63L72 64H70ZM93 65V64H92ZM116 65V66H115ZM174 65V66H173ZM176 65H177V68H176ZM182 65V66H181ZM188 66L187 68L189 69H187L186 68V66ZM191 65V66H190ZM204 65V66H203ZM227 65V66H226ZM56 66H58V64L56 65ZM56 66H53L52 68H56V69H54V71L55 72H57L58 71V73H55V72H50L51 74L53 73V74H56V76H57V74H58V76H57V78L58 79H60L59 77H62V75H61V73H60V71H61V69L59 68V66L58 67H56ZM82 66V65H81ZM78 67V66H76L77 68H75L76 69V71L77 70H79L80 68H81V70L80 71H78L79 73H81V75H82V73H84L83 72V70H82V68L83 67ZM106 66H108L109 68L107 69V67ZM112 66H114L115 67V69H114V67L113 68H111ZM118 66V67H117ZM178 66H179V69H178ZM203 66V67H202ZM209 66H211V68H209ZM212 66H214V67H212ZM63 67V66H62ZM190 67V68H189ZM192 67V68H191ZM195 67V68H194ZM196 67H197V69H196ZM203 68V70H205V68L206 67H208V68H206V70H208V73H205L204 72V74L203 73H201L199 70H201L202 68ZM216 67V68H215ZM47 68H49V67H47ZM47 68L45 69V70H47ZM60 69V70H57V69ZM88 68H90V67H88ZM101 68V69H102ZM118 68V69H117ZM147 68V69H146ZM158 68V69H159ZM177 70H176V69ZM180 68H181V70H180ZM200 68V69H199ZM229 68V69H228ZM244 68V65L242 66V69ZM83 69H85V68H83ZM91 69L92 70H90V69H88L87 70V68L85 69V70H87V71H89V73L90 74H86L87 76L88 75H93L94 77L96 76V75H94L95 74V72H97V70H94V73H92L93 72V67L91 66ZM112 69H113V71H112ZM117 69V70H116ZM213 69H216V70H213ZM116 70V71H115ZM146 70H147V72H146ZM186 70H188L189 72H187ZM190 70H191V72H190ZM210 70V71H209ZM244 70V69H243ZM47 71H49V70H47ZM76 71H73V72H76ZM82 71V72H81ZM101 71H102V73H101ZM112 72V73H110V74H108L109 72ZM175 71H176V73H175ZM194 71H196V72H194ZM197 71H199V72H197ZM213 71V72H212ZM38 72H40V71H38ZM72 72V73H73ZM78 72H76V73H78ZM181 72V73H180ZM183 72V73H182ZM188 75V76H195V78L193 79V80H191L190 82H189V80H188V82H186V85H187V87H185V83L184 82H180L181 84L180 85H184L183 86V89H182V94H184L183 96L180 94V96L178 95V93H180V89L182 88H177L178 90H177V94L175 93L176 92V90L174 89V88H176L177 86H178V84H176V83H178V81L180 80V78L181 79H185V73ZM214 72V73H215ZM227 72V73H228ZM236 72V73H235ZM41 73H43V72H40L39 73V75L38 74H36V72L34 73V72H32V76H33V74H36V76H35V78H33L32 80H34L35 79V81L36 80H38L39 82L41 81V80H45L47 83H45V84H51V81H52V76H48V77H44V76H42V74ZM48 73V72H47ZM59 73H60V75H59ZM72 73H69L70 74V76H74V74H72ZM75 73V74H76ZM87 73V72H86ZM171 73H172V75H171ZM174 73H175V76L177 77V81L176 80H173V79H171V78H173V76H174ZM188 73H190V74H188ZM193 73V75H191ZM50 74V75H51ZM118 74V75H117ZM176 74H178V75H176ZM63 75H65V74H63ZM78 75V74H77ZM81 75H79V77H77V80H79L78 78H82V79H84L85 78V76H84V78H83V76H81ZM85 75V74H84ZM104 75H106V76H104ZM111 75V77H112V80H113V82H111L112 80H110L111 79V77H110V79H109V76ZM114 75V76H113ZM158 75V76H157ZM182 75V76H181ZM201 75V76H200ZM205 75V76H204ZM206 75H208V78H206V80H205V77H207ZM213 75V76H212ZM66 76H68V74H66ZM62 77L64 80L65 79H67V77ZM81 76V77H80ZM91 76L89 77V80H90V78H91ZM96 76V77H97ZM118 78H117V77ZM154 76H155V78H154ZM178 76H179V78H178ZM198 76H199V78H198ZM71 77V78H72ZM76 77L74 76L73 77V79H76ZM105 77H106V79H105ZM107 77H108V79H107ZM115 77V78H114ZM176 77H174V78H176ZM197 77V78H196ZM201 77H202V79H201ZM203 77H204V79H203ZM37 78V79H36ZM49 78H51V81H49L50 79ZM69 78V77H68ZM153 78H154V80H153ZM192 78V77H191ZM70 79V78H69ZM69 79H67V80H69ZM82 79H80V80H82ZM88 78L86 77V79L85 80H87ZM116 81H115V80ZM152 79V80H151ZM156 79V80H155ZM171 79V80H170ZM209 79V80H208ZM31 80V81H32ZM71 80V79H70ZM84 80V81H85ZM92 80V79H91ZM105 80H109V81H106V82H104ZM149 80V81H148ZM255 80V79H254ZM35 81H33L32 83H35ZM61 81V80H60ZM84 81H82V82H84ZM95 81L97 82L96 84L97 85H95L94 83H95ZM100 81V82H99ZM142 81H144V82H148V83H146V84H148L149 85V92L147 91H145V92H142V91H144V89L142 88V86H140V83L142 82ZM155 81V82H154ZM175 83H174V82ZM193 81H195V82H193ZM200 81V82H199ZM209 81V82H208ZM37 82V81H36ZM108 82H109V84H108ZM111 82V83H110ZM116 82H117V84H116ZM154 82V83H153ZM157 82V83H156ZM172 82V83H171ZM197 82H198V85H196L197 84ZM208 82V83H207ZM32 83H30L29 82V84H28V82H27V85L26 86H23V88L21 89V91L18 93V95L19 96H21L22 98L26 95L25 93H27L28 91L30 92V90L32 89V87H33V85L35 86L36 84H32ZM43 82L41 81V84H42ZM94 85H93V84ZM105 83V84H104ZM112 83H114V84H112ZM202 83V85H201V87L199 86V84H201ZM250 83H253V81H251ZM40 84V85H41ZM44 84V83H43ZM42 84V85H43ZM52 84H54L53 82H52ZM79 83H77V85H78ZM106 84H108V85H112V88L114 87L113 85H118L117 86V88H116V86L114 87V89L116 88V90H113L110 86H106ZM167 84V85H166ZM191 85V87H190V85ZM193 84V85H192ZM206 84V85H205ZM210 84V86H212V88L211 87H208V85ZM39 84H37V86H38ZM99 85V86H98ZM152 86V88L153 89H151V86ZM161 85V84H160ZM174 85V86H173ZM177 85V86H176ZM50 86V87H49ZM52 85H48V86H43L44 87V90H46V91H44V95H45V92H51L52 90L50 89V88H52L53 89V91H54V88L53 87H51ZM79 86V85H78ZM97 86V87H96ZM142 88V89H140V87ZM157 87V88H154V87ZM166 86L169 88L168 90H166ZM176 86V87H175ZM220 86V87H219ZM43 87L41 88V90L43 89ZM47 87H48V89H47ZM87 87H89V89L87 88ZM106 87H108L107 88V91H108V89H110L109 91H117V93L116 94H114V95H111L110 96V92L108 91V93L107 94H109V95H107V96H110L111 97V99H108V97L106 98V96L104 95V94H106V93H104L103 94V92H104V90L106 91ZM178 87H180V86H178ZM185 87V88H184ZM222 87V88H221ZM33 88H35V87H33ZM75 88H77L76 86H75ZM92 88V87H91ZM100 88L102 89V90H100ZM140 90H139V89ZM171 88H172V90H171ZM199 88V89H198ZM203 88V89H202ZM206 88H208V89H212L213 91H212V93L211 94H213L214 92H216V93H214L213 95H211V97H209V98H207V100H205L204 101V98L201 100V96H202V94L204 93V91L203 90H205ZM213 88H215V89H213ZM226 88V89H225ZM88 89V90H87ZM92 89H94V88H92ZM187 89V90H186ZM223 89V90H222ZM225 89V90H224ZM50 90V91H49ZM98 90H100L99 92H98ZM150 90L152 91V92H150ZM186 90L187 92H184V91ZM203 92H202V91ZM216 90V91H215ZM219 90V91H220ZM25 91H27V92H25ZM43 91V90H42ZM41 91V93L43 94V92ZM52 91V93H48L50 96V98H52L53 99V97H52V95L55 93V92H53ZM78 89L77 90H75V91H73V92H75V93H73L72 92V94L70 93V95L69 96H71V95H74L75 94V98L74 99H76V97L78 98V96H76V94L77 93H79L80 91H78ZM103 91V92H102ZM106 91V92H107ZM195 91L197 92L196 94H195ZM25 92V93H24ZM77 92V93H76ZM100 93L101 95H99V98L97 97L98 96V93ZM125 92H129V96H125V94H127V93H125ZM146 93L145 95H146V97L148 98V100H147V98L144 96V95H141V93ZM169 92V93H168ZM184 92V93H183ZM199 92V93H198ZM202 92V93H201ZM112 93V92H111ZM25 94V95H24ZM47 93H46V95H48ZM52 94V95H51ZM84 94V95H85ZM103 94V95H102ZM133 94V95H132ZM139 94V95H138ZM195 94V95H194ZM1 95H3V94H1ZM0 95V96H1ZM18 95H17V97H18ZM30 95V94H29ZM43 95V97H46V96H44ZM172 97H171V96ZM197 95V96H196ZM217 95H218V97H217ZM53 96H55V95H53ZM66 96V95H65ZM83 96V97H82ZM112 96L114 97V98H112ZM168 96V97H167ZM174 96V97H173ZM233 96H237L236 94H234ZM2 97V96H1ZM93 97V98H92ZM103 97H105L106 99H108L109 101H113L112 102V105H110V103H105L104 101H103V99L106 101V99L105 98H103ZM163 97H165L166 99H167V101H166V99L165 98H163ZM185 99H184V98ZM215 97V98H214ZM238 97V96H237ZM246 97H248V98H252L253 99V97H254V95L253 94H247V96ZM3 98V97H2ZM47 98H48V96H47ZM70 98H72V97H70ZM116 98V99H115ZM145 99V100H142V99ZM169 98H171V99H169ZM225 98V99H224ZM16 99H18V98H15V100L14 101H12V103L14 104V102H16L17 100ZM96 99V101H95V98H94V101L95 102H97L98 100ZM112 99H115V100H112ZM161 99V100H160ZM163 99V100H162ZM178 99V100H177ZM0 100H2V99H0ZM54 100H55V97H54ZM67 100L69 101V98H68V94H67ZM92 100V101H91ZM107 100V101H108ZM165 100V101H164ZM168 100H169V102H168ZM225 100V101H224ZM74 101V100H73ZM72 101V102H73ZM108 101V102H109ZM162 101V102H161ZM174 101V102H173ZM177 101V102H176ZM180 101V102H179ZM67 102V101H66ZM70 102V101H69ZM68 102V103H69ZM99 102H97V103H99ZM102 102L103 103H105V104H107V106H108V110H104V109H107V106L106 105H102ZM153 102V101H152ZM160 102H161V104H160ZM165 103V104H162V103ZM175 102H176V106H175ZM91 103V104H90ZM170 103H171V105H170ZM172 103L174 104V105H172ZM13 104H11V105H13ZM15 104H17V102L15 103ZM126 104H127V106H125L124 107V110H126V111H124V113L130 118V120H132V121H130V123H132L133 124V126H135L136 127V125L138 124L137 123V121L135 120V115H134V112L132 111L133 109H131L133 106H130V108H129V105H132L131 104V102H129L128 100H127V102H126ZM139 104V103H138ZM169 104V105H168ZM202 104V105H201ZM109 105L111 106V107H109ZM166 105V106H165ZM225 105V106H224ZM14 106V105H13ZM16 106V105H15ZM105 106V107H104ZM152 106V105H151ZM163 106V107H162ZM168 106V107H167ZM170 106H173V107H170ZM224 106V107H223ZM86 107H90L91 108V106H86ZM100 107V108H99ZM115 107V106H114ZM167 107V108H166ZM208 107H209V109H208ZM221 107H223V108H221ZM160 108V109H159ZM162 108V109H161ZM170 108V109H169ZM94 109V110H95ZM167 109H169V110H167ZM176 110V111H174V110ZM88 110V109H87ZM86 110V111H87ZM94 110H93V112H94ZM168 111V112H166V111ZM85 111V112H86ZM96 111V110H95ZM108 112V115H107V113L106 112ZM163 111V112H162ZM84 112V115H88L89 113H90V111H87L86 113ZM92 111H91V114L93 113ZM173 112H175L174 114H175V118L173 117L174 115H173ZM176 112H179V114H177ZM206 112V113H205ZM95 113V115L93 114L92 116H93V118L92 119H94V120H92L91 119V121H94V122H90V126H91V128H93V131L95 132V133H98V132H100V130H101V128H103L104 126H103V124H101V123H98L97 121H96V116L98 115V116H100L97 112H94ZM165 113H167V114H165ZM168 113H169V115H168ZM172 113V114H171ZM180 113H181V115H180ZM165 114V115H164ZM186 114V115H185ZM166 115H167V117H166ZM172 115V117H170ZM183 115H185V116H183ZM188 115V116H187ZM53 116V115H52ZM150 116H152V114L150 115ZM181 116V117H180ZM187 116V117H186ZM185 118V119H182V118ZM189 117V118H188ZM47 118V117H46ZM45 118V119H46ZM49 118H51V117H49ZM91 118V117H90ZM181 118V119H180ZM191 118H192V120H191ZM165 119V120H164ZM173 119H175L174 121H173ZM178 119V120H177ZM187 119V120H186ZM157 120V121H158ZM166 120H168V121H166ZM186 120V121H185ZM189 120V121H188ZM191 120V121H190ZM218 120H221L220 118L218 119ZM47 121V120H46ZM97 122V123H96ZM136 122V123H135ZM142 122H144V123H142ZM177 122V123H176ZM165 123H167V124H165ZM51 124V123H50ZM135 124V125H134ZM161 124V125H160ZM170 124H171V126H170ZM176 124V125H175ZM180 124V125H179ZM182 124V125H181ZM211 124H213V123H210L209 124V126L211 125ZM167 125V126H166ZM143 126V127H142ZM163 126V127H162ZM170 126V127H169ZM176 126V127H175ZM178 126H179V128H178ZM220 126H223V124L222 125H220ZM169 129H167V128ZM180 127H184L183 129L182 128H180ZM202 127L204 128V124L202 125ZM152 128H154V129H152ZM164 129V130H163ZM172 131H171V130ZM177 129V130H176ZM182 129V130H181ZM46 130H49L48 132L46 131V134L48 135V134H50L49 132H52L51 131V128H49V127H46ZM155 132V136H154V133H153V131ZM163 132H162V131ZM176 130V131H175ZM184 130V131H183ZM162 133H161V132ZM166 133H165V132ZM174 131V132H173ZM180 131V132H179ZM145 134H144V133ZM159 132V133H158ZM158 134V138H157V134ZM168 133V134H167ZM171 133V134H170ZM175 133V134H174ZM178 133V134H177ZM180 133V134H179ZM45 134V135H46ZM161 135V137H160V135ZM162 134H163V136H162ZM174 134V135H173ZM177 134V135H176ZM154 137H153V136ZM165 135V136H164ZM169 135H170V138H169ZM179 135H181V136H179ZM113 136H115V137H119V136H121V133L120 132H117L116 134H114ZM153 138H152V137ZM167 136V137H166ZM175 136V137H174ZM34 137V138H33ZM30 140H26V141H28V142H26L25 144H24V142L21 144L22 145V150L20 151L21 153L23 152L24 154H26L27 152H28V154H31L30 155V157H28V159H29V162L31 161V164H37V165H39V166H42V163H40V157H39V155H41L42 154V151L43 152H45V150L47 151V149H44L46 146H48V144H46V142H48L49 143V141H47L48 139V137H49V135L47 136V140H41V138H37V136H33ZM177 137H179V138H177ZM49 138H51V136L49 137ZM150 138H152V139H150ZM163 138V139H162ZM185 138H187V140H185ZM153 139H154V141H153ZM162 139V140H161ZM167 139V140H166ZM174 141H173V140ZM182 139H183V143L181 142L182 141ZM52 140H54V138L52 137L51 139H50V142H52ZM159 140V142H156V141H158ZM165 142H164V141ZM30 141V142H29ZM169 141H170V143H171V145H170V143H169ZM174 143H173V142ZM181 143H180V142ZM152 142H156L157 144H159L160 142H161V144H159V146L157 145L155 148H153V147H151V143ZM164 142V145H162V143ZM185 142V143H184ZM57 143H58V141H55V143H49V146L52 144V145H57ZM169 143V144H168ZM176 143V144H175ZM23 144H24V146H23ZM30 144H32V145H30ZM95 144H97L96 146H94L92 149H93V153L96 155V157L98 156L99 157V159H101V158H103V157H105L106 156V154H107V149H105L104 148V144H105V141H101V142H98V143H95ZM167 144V145H166ZM186 144V145H185ZM28 145L29 146H32V147H28ZM51 145V146H52ZM147 145H149L150 147H148ZM170 145V146H169ZM174 145V146H173ZM181 145V146H180ZM34 146V147H33ZM178 146H180V147H178ZM164 147V148H163ZM166 147V148H165ZM170 147V148H169ZM178 149H177V148ZM182 147V149H180ZM18 148H19V146H18ZM20 148H21V146H20ZM44 150H43V149ZM148 148V149H147ZM149 148H151V149H149ZM168 148V149H167ZM174 148V149H173ZM144 149V151H146ZM170 149L172 150L173 149V151L175 152H173V151H170ZM20 150V149H19ZM40 150V152H38L39 154H37V151H39ZM152 150V151H151ZM165 150V151H164ZM178 150L179 151H185V152H190V154L188 155V154H185V152L183 153V154H180L179 152H178ZM176 151L179 153V154H177L176 153ZM20 152H19V154H20ZM48 152L50 153V151L48 150ZM48 152L46 153V154H48ZM169 152V153H168ZM167 154L169 155L168 157H167ZM171 154H173V155H171ZM22 155V154H21ZM43 155H45V153H43ZM49 155V154H48ZM48 155L45 157V158H47L48 157ZM131 155V154H130ZM35 156V157H34ZM42 156V155H41ZM50 156H52V154L50 155ZM50 156L48 157V158H50ZM141 156V155H140ZM172 156V157H171ZM180 156V157H179ZM188 156V157H187ZM191 156V157H190ZM24 157V156H23ZM26 157H27V155H26ZM26 157H24V158H26ZM43 157V156H42ZM41 157V158H42ZM170 157V158H169ZM188 159H187V158ZM207 157V158H206ZM6 158V157H5ZM39 158V159H38ZM173 158V159H172ZM52 159V157L49 159V162H50V160ZM152 159H154L153 161H152ZM171 160V161H166V160ZM190 159V160H189ZM192 159H194V161L192 160ZM37 160H39V162L37 161ZM43 160H47V159H43L42 158V162H43ZM146 160H149L148 162L146 161ZM157 160H159V161H157ZM133 161H132V163H133ZM140 161H142V162H140ZM161 161H164V162H166L165 164H161ZM175 161V162H174ZM36 162H38V163H40V164H38V163H36ZM51 162H52V160H51ZM145 162V163H144ZM148 164H147V163ZM155 163V164H152V163ZM173 162V163H172ZM198 162V163H197ZM142 164V165H140V164ZM157 163V164H156ZM158 163H159V165H158ZM167 163H169V164H167ZM175 163H176V165H175ZM178 163V164H177ZM206 163V162H205ZM44 164V163H43ZM198 164V165H197ZM136 165H140V166H136ZM158 167H157V166ZM161 165H162V167H161ZM167 165V166H166ZM196 165V166H195ZM146 166V167H145ZM164 166H166L165 168H163ZM168 166H170V167H168ZM134 169H133V168ZM138 167H140V169L138 168ZM144 167V168H143ZM157 167V168H156ZM159 167H161V168H159ZM154 168H155V170H154ZM158 168H159V170H158ZM132 169V170H131ZM142 169H143V171L144 172H154V174L156 173V180H158V181H154V183L153 184H151V183H147L146 185H147V187L145 188V186H144V188L146 189L145 190V194H142V196H143V200H140V198L139 197H136V195H134L132 192L133 191H135V192H138V193H140L141 192V190H142V188H140V186H138V183L137 182H135V180H134V173L136 174V173H138L139 171L141 172L142 171ZM163 169V170H162ZM164 169H165V171H164ZM169 169V170H168ZM174 169H175V171H174ZM142 171V172H143ZM157 171H159V172H157ZM169 171V172H168ZM173 171V172H172ZM100 172H101V170H96L95 171V177H97V178H99V183H100V185H102V187H103V183H105V179L104 178H101V176L103 177V175H101L100 174ZM165 172V173H164ZM168 173H170L171 175H169ZM178 173V174H177ZM181 173V174H180ZM50 174V173H49ZM173 174V175H172ZM47 175H48V173H47ZM175 175V176H174ZM154 176V177H155ZM202 175H199V177H201ZM46 177H48V176H46ZM49 177H50V175H49ZM148 177V176H147ZM150 177V176H149ZM154 177H150L149 179L151 180V178L152 179H154ZM169 177H170V179H169ZM172 177V178H171ZM158 178V179H157ZM49 179V178H48ZM182 179V180H181ZM169 180V181H168ZM180 180H181V182H180ZM101 181H102V183H101ZM172 181V182H171ZM134 182V184H132ZM183 182V183H182ZM193 182H195V183H193ZM137 183V184H136ZM0 184H2V181L0 182ZM132 184V185H131ZM149 184H150V186H149ZM184 184V185H183ZM183 187H182V186ZM2 186V185H1ZM0 186V187H1ZM130 186H131V188H130ZM134 186V187H133ZM136 186H138L137 188H136ZM186 188V190H185V188ZM182 190H181V189ZM1 189V188H0ZM175 189H177V190H175ZM188 189V190H187ZM174 190V191H173ZM181 192H180V191ZM184 190V191H183ZM183 191V192H182ZM187 191V192H186ZM188 191H189V193H188ZM175 192V193H174ZM176 192H177V194H176ZM186 192V193H185ZM121 193H123V195L122 196H120V194ZM160 193V194H159ZM176 194L175 196H174V194ZM180 194V196H178L179 194ZM185 194H187V196L188 197H186V195ZM1 195V194H0ZM217 196V197H216ZM220 196V195H219ZM230 197V203H229V201L227 200V204H226V206L227 207H230V208H227L226 206H224L225 205V203H223L222 201H221V199H220V197L218 198V195H214V196H212V198H208L209 200H207L208 201V203H207V207H208V209H210V210H207V207H205V221H206V228L204 229V239H203V241L204 242H202L203 244H202V246H200L199 248H198V246L197 245H195V244H193L192 246H187V245H183V246H185V249H186V253L187 252H189L190 251V255L191 256H193V255H195V254H197V252H198V250H201V256H200V258L202 259V261H204V264H218V262H220L219 264H222V262L224 261V259H225V257L227 258L226 260H228V257L226 256V255H230L228 252H227V250H225L226 248L228 249V247H226V246H229L228 244L225 246L224 244H225V240H222L223 242H221L220 240L222 239V237H221V239L219 238L221 235V230L222 229H220V231H219V228H218V226L219 225H217V224H220V221L221 220H223L224 218V216H225V212H235L234 214H236V215H241V214H243V208H247V207H249V205L248 204H252V203H249L246 199H240V198H238V199H240V201H238L237 200V198L235 199V198H233V197H231V196H229ZM232 198V199H231ZM220 199V200H219ZM225 199H229V198H225ZM224 199V200H225ZM235 199V200H234ZM94 200L96 201V207L95 208H97V209H95V211L96 212H94V214H97V215H95V216H101V215H103L104 216V214H105V209H103V203H105L106 201H105V197L103 196V192L102 191H99L98 193H96V196H94ZM211 200V201H210ZM237 200V201H236ZM245 200V201H244ZM190 201H192V203L190 202ZM218 201H220V202H218ZM235 201H236V203H235ZM244 202V203H242V202ZM35 202V201H34ZM143 202H145L144 204H143ZM231 202H234V203H232L231 204ZM213 203V204H212ZM239 203H241V204H239ZM247 205H246V204ZM234 204V205H233ZM238 204V205H237ZM259 205L256 207L255 206V216H254V219H255V223L256 224H258V225H256L255 224V226L253 225L252 226V231H249L250 229L248 228L247 230L245 229V231L247 232H244L243 230H244V228L243 227H238L237 229H234V231L232 232V233H230V234H232V237H233V239L234 240H237V242H236V246H234V244L232 243V242H228L229 244L230 243H232V244H230L231 245V248H232V245L234 246L233 248H234V251L236 252V254L238 255V258H240V259H242V258H244V256L245 255H247L248 256V258H250V260H253L256 264H262V260H264V258H262V257H264V255H262V251H260L259 250V246H261V247H263L264 248V214H263V212H264V210L262 209V204H260V203H258ZM221 205L222 206H224V209L221 207ZM232 205V206H231ZM241 205V206H240ZM245 205V206H244ZM216 206V207H215ZM219 206V207H218ZM235 206H237V207H235ZM193 207V208H192ZM221 207V208H220ZM147 208H149L150 210L149 211H145ZM227 208V210H225ZM213 209V210H212ZM224 210L223 212H222V210ZM232 210V211H231ZM258 212H257V211ZM186 211V212H185ZM213 211V212H212ZM214 211H215V213H214ZM239 211V212H238ZM192 212V213H191ZM194 212V213H193ZM134 213V214H133ZM240 213V214H239ZM126 214H128V217H131L130 218V222L131 223H133V221L131 220V219H134L135 220V216H137V220H139L138 221V223H141V222H143V223H141V226H140V229H138V231H136V230H134V232L133 233H131L127 228H123V227H121V226H123V225H125V224H123L124 222H121L120 220H122V218H123V216H125ZM132 214V215H131ZM184 214H185V217L187 218V219H185L183 216H184ZM215 214V215H214ZM260 214V215H259ZM130 215V216H129ZM191 215V216H190ZM218 215V216H217ZM222 215V216H221ZM102 216V217H103ZM127 216V215H126ZM152 216V219H150V217ZM257 216H259V217H257ZM97 218H99V219H101L100 217H97ZM218 218H220L219 220H217ZM222 218V219H221ZM258 219V221H256L257 219ZM184 219L185 220H187L186 222H183L184 221ZM120 221L121 223H122V225L120 224V223H118L117 221ZM123 221H124V218H123ZM141 221V222H140ZM153 221H156V222H153ZM219 221V222H218ZM263 223H262V222ZM187 222V223H188ZM192 222V221H191ZM261 224H260V223ZM119 224L121 225V226H119ZM189 224V223H188ZM209 224V225H208ZM128 225H131V224H128ZM128 225H125L126 227L128 226ZM184 225H186V224H184ZM121 227V228H120ZM253 227H256V229L255 228H253ZM262 227V228H261ZM218 228V229H217ZM130 229H131V226H130ZM168 229V230H167ZM255 230V232H254V230ZM132 230V229H131ZM169 230H170V233H171V235L169 234ZM160 231V232H159ZM172 232H173V234H172ZM249 232H251L250 233V235H248V233ZM139 233V234H138ZM103 234V233H102ZM102 234H101V236H102ZM104 236H106V235H104ZM171 236V237H170ZM203 236V235H202ZM248 236L250 237V236H252V237H250V239L248 238ZM247 237V238H246ZM101 239H103V236L102 237H100ZM105 238V237H104ZM110 238V237H109ZM162 239V240H161ZM220 239V240H219ZM244 239H245V241H244ZM121 240H123V242H121ZM137 240H139V241H137ZM250 240V241H249ZM249 241V242H248ZM241 242V243H240ZM119 243H121L120 245H119ZM164 244V246L162 245V244ZM235 243V242H234ZM218 244L219 245H221V244H223V248H224V246L226 247L225 249H222L221 247L219 248V246H218ZM238 244V245H237ZM241 244V245H240ZM248 244V245H247ZM159 245H162V248L159 246ZM114 246V245H113ZM138 246H139V244H138ZM138 246H137V248H138ZM218 246V247H217ZM222 246V245H221ZM248 246V247H247ZM159 247H160V249H159ZM195 247V248H194ZM203 247V248H202ZM236 247V248H235ZM180 248H182V245L180 246ZM207 248V250H205ZM229 248H230V246H229ZM233 248H232V250H233ZM248 248V249H247ZM122 249H124L123 247H122ZM135 249V248H134ZM194 249V250H193ZM195 250H197V251H195ZM222 250H224L223 252H225V253H223L224 254V256H221L222 255V253H221V251ZM229 250V252H230V249H228ZM192 251V252H191ZM207 251V252H206ZM212 251V252H211ZM218 251V252H217ZM234 251H232V252H234ZM237 251H239V252H237ZM259 251V252H258ZM231 252V253H232ZM249 252V253H248ZM252 252V253H251ZM261 252V253H260ZM139 253V252H138ZM228 253V254H227ZM240 253H241V255H240ZM243 253V254H242ZM126 254V253H125ZM206 254V255H205ZM212 254V255H211ZM232 254H234V253H232ZM245 254V255H244ZM253 256H252V255ZM264 254V253H263ZM131 255H134V252H132L131 253ZM148 255V254H147ZM204 257H206V258H204ZM237 255H235V256H237ZM260 255V256H259ZM145 256L146 255H144L143 256V258H145ZM213 256V257H212ZM231 256V255H230ZM246 256V257H247ZM252 256V257H251ZM262 256V257H261ZM103 257V256H102ZM146 257H148V256H146ZM232 257L234 258V256L232 255ZM242 257V258H241ZM258 257V258H257ZM109 257H107V259H108ZM114 259H112V256L109 258V260H114V261H116V262H114L113 261V264H125V261H120V259H118L117 257H113ZM216 258V259H215ZM222 258V261L220 260ZM252 258V259H251ZM261 258V259H260ZM102 259V258H101ZM103 259H104V257H103ZM102 259V260H103ZM146 259V260H147ZM150 259V260H149ZM205 259V260H204ZM215 259V260H214ZM145 259H144V262L146 261ZM120 261V262H119ZM133 261H135L137 264H139V263H141V261H139L138 260V258H135V259H132V260H130V264H131V262H133ZM143 261V260H142ZM148 261H146L145 263L143 262V263H141V264H148ZM207 262V263H206ZM226 262V261H225ZM112 263V262H111ZM176 264H178V263H176Z\"/></svg>",
    "mask_w": 264,
    "mask_h": 264
}]
</instances>
